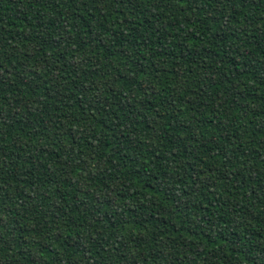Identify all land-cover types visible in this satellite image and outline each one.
<instances>
[{
    "label": "trees",
    "instance_id": "obj_1",
    "mask_svg": "<svg viewBox=\"0 0 264 264\" xmlns=\"http://www.w3.org/2000/svg\"><path fill=\"white\" fill-rule=\"evenodd\" d=\"M0 264H264V0H0Z\"/></svg>",
    "mask_w": 264,
    "mask_h": 264
}]
</instances>
